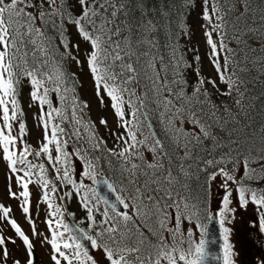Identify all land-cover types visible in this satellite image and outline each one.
Masks as SVG:
<instances>
[{
    "label": "snow or ice",
    "instance_id": "6c2138e0",
    "mask_svg": "<svg viewBox=\"0 0 264 264\" xmlns=\"http://www.w3.org/2000/svg\"><path fill=\"white\" fill-rule=\"evenodd\" d=\"M0 166V264H235L227 225L264 233V0H0Z\"/></svg>",
    "mask_w": 264,
    "mask_h": 264
},
{
    "label": "rangeland",
    "instance_id": "374dc122",
    "mask_svg": "<svg viewBox=\"0 0 264 264\" xmlns=\"http://www.w3.org/2000/svg\"><path fill=\"white\" fill-rule=\"evenodd\" d=\"M81 79L85 85V88L81 91H86L88 94H90L91 87L88 76L83 74ZM29 124H31V121H29ZM101 134L105 136L107 135L103 132V130H101ZM109 146H111V142H109ZM3 184V167L0 166V191L3 190ZM210 197L211 206H213L221 198L220 190L213 187ZM71 208L73 211H77V218L83 217V213L78 210L75 204L71 205ZM253 215L254 213L250 209L248 212L244 213L243 216L238 214L237 219L232 225H227L233 229L230 239L231 243L234 245V251L236 253V255L233 257L235 264H262V262H264V233H260L258 230L249 231L248 229V220ZM37 223L41 231H44L45 227L43 223H41L39 219ZM25 228H27V225H25ZM9 234H11V232H9ZM9 247L11 248L12 246L10 245ZM37 254L40 257L41 264H51V262L47 259L45 252L40 249L39 245H37ZM19 258H23L22 253L19 254Z\"/></svg>",
    "mask_w": 264,
    "mask_h": 264
},
{
    "label": "water",
    "instance_id": "95a60500",
    "mask_svg": "<svg viewBox=\"0 0 264 264\" xmlns=\"http://www.w3.org/2000/svg\"><path fill=\"white\" fill-rule=\"evenodd\" d=\"M208 226V229L210 233L212 234V237L215 239V243L211 244L209 246L210 251L215 254V255H222V235H221V230L218 222L216 221H208L206 223ZM207 264H222L220 260H214L210 259Z\"/></svg>",
    "mask_w": 264,
    "mask_h": 264
},
{
    "label": "trees",
    "instance_id": "16d2710c",
    "mask_svg": "<svg viewBox=\"0 0 264 264\" xmlns=\"http://www.w3.org/2000/svg\"><path fill=\"white\" fill-rule=\"evenodd\" d=\"M257 3H259V0H256ZM199 11V9L197 8L194 12H193V20L195 21L196 19V13ZM254 46H257V45H254ZM209 201H210V207H211V197L209 196ZM205 224L207 223V220L203 221ZM83 227V226H81Z\"/></svg>",
    "mask_w": 264,
    "mask_h": 264
},
{
    "label": "flooded vegetation",
    "instance_id": "af4514ba",
    "mask_svg": "<svg viewBox=\"0 0 264 264\" xmlns=\"http://www.w3.org/2000/svg\"><path fill=\"white\" fill-rule=\"evenodd\" d=\"M263 243H264V239H263Z\"/></svg>",
    "mask_w": 264,
    "mask_h": 264
}]
</instances>
